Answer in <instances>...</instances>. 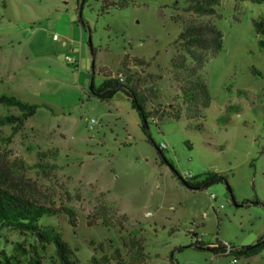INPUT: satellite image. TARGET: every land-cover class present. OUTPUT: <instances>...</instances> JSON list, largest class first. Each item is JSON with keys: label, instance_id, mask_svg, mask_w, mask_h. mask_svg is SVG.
Returning <instances> with one entry per match:
<instances>
[{"label": "rangeland", "instance_id": "obj_1", "mask_svg": "<svg viewBox=\"0 0 264 264\" xmlns=\"http://www.w3.org/2000/svg\"><path fill=\"white\" fill-rule=\"evenodd\" d=\"M186 2L0 0V95L39 107L9 143L12 127L0 128V157L32 200L75 211L79 227L66 218L59 227L79 264L123 242L144 248L141 264H264V251L235 263L196 244L239 249L264 236V5L222 0L216 15L200 18L175 12ZM177 13L215 25L222 37L203 70L209 107L179 120L155 113L182 107L170 64L183 54ZM104 71L130 80L152 113L149 135L165 144L176 173L161 163L126 95L92 97ZM6 113L0 106V117ZM207 172L227 182L182 186Z\"/></svg>", "mask_w": 264, "mask_h": 264}, {"label": "trees", "instance_id": "obj_2", "mask_svg": "<svg viewBox=\"0 0 264 264\" xmlns=\"http://www.w3.org/2000/svg\"><path fill=\"white\" fill-rule=\"evenodd\" d=\"M221 1L187 0L184 7L175 4L174 8L175 12L182 11L201 18L216 15ZM238 1L264 5V0ZM79 17V22L83 24L81 14ZM173 20L182 24L177 45L183 54L170 63L175 79L183 84L178 92L180 93L178 100L181 101L182 107L178 110L170 109L171 112L167 115H164L165 112L162 111L155 113H158L160 118L169 116L177 120L182 117L183 113L190 115L195 112V115L202 116L203 110L210 104L203 70L209 53L216 54L222 48L221 33L215 25L201 24L198 21L187 23L178 13L173 15ZM261 45L264 47V43ZM92 53L95 56L94 50ZM103 75L105 79L99 87L92 83V97L102 102H109L119 92L126 95L139 115L142 131L148 134L149 141L157 149L161 163L169 165L176 173L173 165L167 161L163 156V151L155 145L149 135V119L152 113L146 110L141 96L129 86L130 80L123 84L119 78H114L113 74L108 71H104ZM0 106L7 112L0 117V128L10 126L13 129L11 136L5 139L7 143L15 134L23 130L26 122L35 115L39 108L7 94L0 95ZM11 110H17L18 114H10ZM180 180L183 187L192 191H205L213 185L227 182L224 176L214 172H207L189 180ZM20 182H17L11 168H5L0 157V239L6 246H9V250L5 247L0 251V264H79L76 260L77 251L64 240L65 228L59 227L61 219L66 218L69 228L73 230L78 228L75 211L69 207L56 208L53 205L41 204L32 200ZM228 189L230 190L229 187ZM96 224L94 221L86 225L94 228ZM103 226L107 225L103 223ZM6 233L16 234L19 240L8 244L7 239L1 236ZM196 244L199 250L210 251L216 257H234L233 261L237 263L239 259L253 257L264 251V236L258 239L255 245L239 249L223 243L204 245L206 248L202 243L196 242ZM100 249L101 255L95 253L88 264H141L147 257L142 246L132 249L124 242L120 248L114 249L111 253L104 252L102 247Z\"/></svg>", "mask_w": 264, "mask_h": 264}, {"label": "built area", "instance_id": "obj_3", "mask_svg": "<svg viewBox=\"0 0 264 264\" xmlns=\"http://www.w3.org/2000/svg\"><path fill=\"white\" fill-rule=\"evenodd\" d=\"M66 61H67V63H70V64H73V65H77V60L75 59V58H70V57H67L66 58ZM122 81V80H121ZM166 146H165V144H162L161 145V149L162 150H164V148H165ZM197 242H199V241H197Z\"/></svg>", "mask_w": 264, "mask_h": 264}, {"label": "water", "instance_id": "obj_4", "mask_svg": "<svg viewBox=\"0 0 264 264\" xmlns=\"http://www.w3.org/2000/svg\"><path fill=\"white\" fill-rule=\"evenodd\" d=\"M94 69V68H93Z\"/></svg>", "mask_w": 264, "mask_h": 264}]
</instances>
